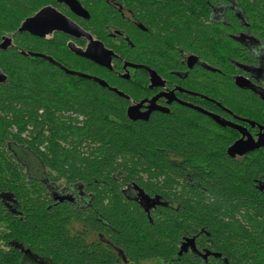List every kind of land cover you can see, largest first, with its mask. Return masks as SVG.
I'll use <instances>...</instances> for the list:
<instances>
[{
    "label": "trees",
    "instance_id": "obj_1",
    "mask_svg": "<svg viewBox=\"0 0 264 264\" xmlns=\"http://www.w3.org/2000/svg\"><path fill=\"white\" fill-rule=\"evenodd\" d=\"M238 1L248 16L247 31L264 42V0ZM96 2L89 9L91 20L105 21L109 8ZM173 3L165 7L164 19L172 20L168 35L137 42L131 60L147 62L149 46L155 52L150 64L177 80L171 72L182 66L168 44L193 52L214 71L195 68L184 86L264 126V102L234 82L235 66L227 57L243 61L240 45L199 20L205 0ZM55 4L0 0V41L14 35L15 45L0 51V69L7 76L0 84V226L5 229L0 232V264H26L20 246L48 264H116L113 244L122 259L134 263L264 264V148L230 158L227 150L238 133L179 104L169 114L131 121L129 101L111 88L135 98L143 91V72L138 82L123 80L68 53L62 33L52 42L18 33L27 16ZM183 7L188 13L180 11ZM197 11V17L192 15ZM20 51L47 53L68 70L103 80L110 88ZM207 108L219 112L217 106ZM15 147L39 162L38 177H31ZM128 182L156 195L163 206L149 218L121 192ZM66 185L83 187L90 201L86 209L53 200L52 190ZM12 196L19 215L3 203ZM79 223L102 233L112 246L90 243L70 230ZM189 237L198 242L199 254L205 249L208 262L193 253L179 256L180 242Z\"/></svg>",
    "mask_w": 264,
    "mask_h": 264
},
{
    "label": "flooded vegetation",
    "instance_id": "obj_2",
    "mask_svg": "<svg viewBox=\"0 0 264 264\" xmlns=\"http://www.w3.org/2000/svg\"><path fill=\"white\" fill-rule=\"evenodd\" d=\"M76 1L87 12L86 17L75 14L67 4L60 3L58 0H56L57 4L55 5H47L40 9H36L31 15L27 16L22 21L19 28L27 19L34 17L43 8L52 7L62 13L64 16H66V19L70 20L78 28L75 31L76 35L74 36L62 33L66 37V51L68 53L82 60L88 61L94 64L95 66L102 68L110 73H114L117 77L123 80L137 81L138 74L140 72H143V74L145 75V80H143V91L142 93H137L135 95V98H131L129 95H126L128 97L127 100L130 103L128 107L143 103L140 111L142 113H145L149 107V102L159 97L155 101V107H158L159 110L152 111L149 118L155 113L169 114L174 104H179L181 106L188 107L194 110H196L195 108H200L206 112L219 115L221 118L230 121L234 124H237L238 126L246 128L248 132L252 134L255 139H257V135L260 133V130L257 126L255 128H252L250 124H248V122L246 121L247 119H243L234 115L227 107L221 105L218 102H215L212 98L208 97L207 95L200 94L196 90H192L184 86L183 81L188 78L190 71L194 70L195 68H201L206 71H214V68H212L210 63L202 59L201 56L185 49H182L180 46H176L172 43H169V47L177 51L178 56L180 58V65L182 66V69L173 70L171 72V74H173V76L177 78V80L173 78L169 79L164 77L161 74L160 69H156L150 64V58L155 54V52H153V49H151V47L149 46H146L145 52L147 62L140 63L131 60L130 57L135 56L137 42H140L142 39H145L146 42H150L157 36L168 35L167 28L172 26V20L164 19V15L169 13L165 7H175L173 0H97L96 3L98 6L109 8L108 15L105 21L101 22H99L98 20H91V14L89 9L90 6H92V0ZM181 1L183 4L188 3V0ZM205 5V10H203V13L201 12L199 14V20L204 22V24L209 29L213 28V30H216L220 37H228L237 42L241 47V51L246 54V56L244 57L245 59L243 61L233 60L230 57H227L228 54L222 55L223 57H227L229 62H231L235 66L236 73L234 76V82L236 77H243L252 85L264 89V42L257 38L251 32L247 31V29L250 28V25L244 7L240 4L238 0H229L228 2L224 0H205ZM176 9L177 8H175L174 10ZM180 11L188 13L189 10L183 7ZM192 15L197 17L198 11L192 13ZM18 33H27L29 36L38 40L52 42L56 34L61 32L47 33L43 37L34 36L29 32ZM87 35L90 36L93 41L101 43L107 51L112 52V55H110L111 69L107 68L106 66L98 65L91 60L77 55L76 52L71 49V47H73L74 49H77L81 52H85L91 43ZM4 37L13 38V45L9 48H14V35L3 36L2 41ZM20 52L21 54H23V52L25 51ZM25 53H33L52 58L50 55H47V53ZM162 55L163 52L160 51L158 56ZM125 66L127 67L125 68ZM147 69L156 72L157 75L160 76V78L164 82V86L150 87L151 77ZM124 75H129V78H125ZM172 92L174 94L170 95ZM153 93H155L156 95H153ZM166 95H170L171 99L167 98ZM132 101H135V103H132ZM209 105L217 106L219 112L209 110L207 108ZM235 131L238 133L239 138H237L233 142V144L241 138V134L237 130ZM262 132L264 133V130ZM31 177L36 178L38 176L33 175ZM121 192L127 200L136 202L144 211L145 202H143L140 198L141 193L151 199H155L156 197V195L151 196L148 192H146L144 189H141L133 182L126 183L121 189ZM51 193L54 201L61 202L60 200H58V198L66 197V200L61 203H69L79 210L86 209L87 206H89L90 204V201L88 200L89 197L82 186L66 185V187L62 188L56 186V191L53 189ZM3 203L5 204L6 208H8V210L12 213L18 215L20 214V212L18 211V204L14 197L12 199L4 197ZM158 206L163 205H156L155 207L150 209V212L152 210H155ZM150 212L148 214L145 211L149 218ZM1 227L5 231L3 226ZM70 230L75 232L77 231L81 235H84L87 241L90 243L99 242V244L101 245L112 246V243L108 242V240L104 237L102 233L88 231L87 228L81 223L73 224L72 226H70ZM184 241L185 239H183L179 244L180 251ZM195 245L196 250L188 248L187 251L183 254H196L194 255V257H198L199 255H201L199 254V245L197 241L195 242ZM1 247L4 248L3 244H1ZM20 248L22 249L23 258L26 264H48V261L41 259L36 255H33L26 248H23L22 246H20ZM200 249L202 250L203 254L199 257L203 258L206 262H208V255L205 253V249ZM112 251L116 256V264H163L158 260H149L134 263L129 258L122 259L120 257L119 251L114 246V244L112 246Z\"/></svg>",
    "mask_w": 264,
    "mask_h": 264
},
{
    "label": "water",
    "instance_id": "obj_3",
    "mask_svg": "<svg viewBox=\"0 0 264 264\" xmlns=\"http://www.w3.org/2000/svg\"><path fill=\"white\" fill-rule=\"evenodd\" d=\"M60 3L67 4L71 10L79 15V16H84L86 17L87 12L81 7V5L76 1V0H58ZM78 28L74 23H72L70 20L66 19V16H64L62 13L57 11L56 9L52 7H46L40 10L34 17L27 19L22 26L19 28L18 32L23 33V32H29L30 34L34 36H39L43 37L47 33H54V32H61L64 34L68 35H76L75 31ZM88 36V35H87ZM5 38V37H4ZM3 38V39H4ZM10 40V43H1L0 44V50L6 51L11 47L13 44V38L12 37H7ZM90 39L91 43L88 46L87 50L85 52H81L77 49H74L71 47V49L76 52L77 55H80L88 60L93 61L94 63L101 65V66H106L107 68L111 69V57L112 52L107 51L104 46L96 41H93V39L88 36ZM24 55L28 57H38L45 59L49 61L50 63L58 66L60 69H62L66 74L70 76H75L78 78H83V79H88L92 80L99 85L110 88L109 85L104 82L103 80H100L95 77L87 76L78 72H74L71 70H68L64 66H62L60 63L55 61L53 58L50 57H45L42 55L38 54H33V53H25L23 52ZM127 66H125L126 68ZM137 67V66H134ZM141 67V66H138ZM148 72L150 73L151 77V86L150 87H155V86H164V82L160 78V76L157 75L156 72L151 71L147 69ZM125 78H129V75H124ZM7 81V76L1 71L0 69V84H3ZM235 83L236 85L241 88V89H247L252 91L254 94L260 97V99L264 102V89L257 87L255 85H252L249 81L244 79L243 77H236L235 78ZM113 92L118 94L121 97H124L128 99L126 95H124L122 92L111 88ZM174 93L172 92L170 95H173ZM170 95H166L167 98L171 99ZM159 98V97H157ZM153 99L149 102V107L145 113H142L140 111L143 103L133 105L128 107L127 109V116L131 121H148L149 116L152 111L154 110H159L158 107H155V101L156 99ZM196 110L200 111L201 113L209 116L211 119H213L219 126L223 128H231L233 130H237L241 134V138L236 141L231 147L228 148L227 150V155L232 158V159H242L244 156L248 155L251 152L258 151L262 148H264V133L262 132L264 130L263 126L258 125L255 122L248 121V124L252 128H255L256 126L259 128L260 133L257 135V139H255L252 134L248 132V130L242 126H238L237 124H234L230 121H227L223 118H221L219 115L213 114L206 112L200 108H195ZM261 191H264V185L260 187ZM141 200L145 202V211L149 214L150 209L155 207L156 205H161L162 203L159 201V198L151 199L148 196L144 195L141 193L140 196ZM61 202L66 200L65 198H58ZM195 238H187L185 239L181 251L179 252V255L181 256L184 252L187 251L188 248H191L193 250H196V245H195Z\"/></svg>",
    "mask_w": 264,
    "mask_h": 264
},
{
    "label": "rangeland",
    "instance_id": "obj_4",
    "mask_svg": "<svg viewBox=\"0 0 264 264\" xmlns=\"http://www.w3.org/2000/svg\"><path fill=\"white\" fill-rule=\"evenodd\" d=\"M14 150L18 153V156H20V160L23 165H26L28 167L31 174L39 175L42 172L39 162H37L33 156L24 153V151L20 150V147H15ZM0 231H4L1 226Z\"/></svg>",
    "mask_w": 264,
    "mask_h": 264
},
{
    "label": "snow or ice",
    "instance_id": "obj_5",
    "mask_svg": "<svg viewBox=\"0 0 264 264\" xmlns=\"http://www.w3.org/2000/svg\"><path fill=\"white\" fill-rule=\"evenodd\" d=\"M0 43H10V40L7 38V37H5L4 39H3V41H0ZM153 95H156L155 93H153ZM132 103H135V101H132ZM207 259V258H206Z\"/></svg>",
    "mask_w": 264,
    "mask_h": 264
}]
</instances>
